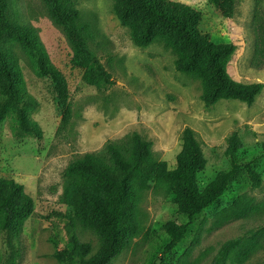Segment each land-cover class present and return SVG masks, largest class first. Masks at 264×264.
Returning <instances> with one entry per match:
<instances>
[{"label":"rangeland","instance_id":"rangeland-1","mask_svg":"<svg viewBox=\"0 0 264 264\" xmlns=\"http://www.w3.org/2000/svg\"><path fill=\"white\" fill-rule=\"evenodd\" d=\"M8 1L14 21L34 30L50 63L64 75L71 111L63 121L54 105L50 80L38 76L29 57L14 46L26 90L38 103L30 118L41 130L39 138L15 140L14 116H7L0 125V178L22 184L34 203L23 226L16 264H58L54 254L72 233L92 246L90 256L97 251L94 234L73 222L70 197L76 179L67 172L70 163L87 154L107 162L109 144L126 155L133 137L140 136L150 143L156 168L171 170L185 128L194 131L206 162L197 174L200 190L228 168L225 152L233 133L240 142L237 157L247 161L257 157L253 167L261 176V187L254 188L240 169L219 202L188 223L177 213L172 190L155 177L138 195V233L109 264H214L225 242L255 231L264 238V161L258 157L264 145V0H233L231 12L218 0H165L195 10L198 30L209 41L235 45L223 67L236 86L263 84L251 105L234 99L206 105L201 99L202 80L175 71L176 55L164 40L138 44L129 27L116 17L113 0H72L79 22L88 26V49L110 75L109 86L94 83L70 64L72 48L43 0ZM237 198L248 199L259 209L220 221ZM171 221L188 223V227L184 240L168 253V238L162 230ZM51 239L57 240V247ZM3 253L0 236V264ZM224 264H235L233 254ZM245 264H264V246Z\"/></svg>","mask_w":264,"mask_h":264},{"label":"trees","instance_id":"trees-1","mask_svg":"<svg viewBox=\"0 0 264 264\" xmlns=\"http://www.w3.org/2000/svg\"><path fill=\"white\" fill-rule=\"evenodd\" d=\"M51 20L60 27L72 48L70 64L83 70L94 83L112 85L110 75L87 47L88 26L79 22V13L72 0H43ZM231 12L233 0H218ZM116 17L132 32L141 46L155 40H164L176 55L175 71L202 80V101L212 105L220 100L234 99L251 105L260 94L263 84L249 87L232 84L223 67V60L232 55L235 45L213 43L199 30V14L193 9L169 5L165 0H113ZM19 46L29 57L38 76L48 78L54 105L63 121L70 116L69 92L64 75L49 61V57L34 30L18 24L10 14L8 0H0V125L9 115L14 116L13 138L41 137L39 126L30 118L38 108L37 101L27 92L21 69L13 52ZM182 148L176 165L171 170L157 169L150 152V143L134 136L127 154L114 145L106 148L108 161L91 154L69 164L67 172L76 179L70 197L74 210L73 222L91 231L98 249L90 256L92 246L81 242L72 233L62 249L55 252L58 264H109L138 233L136 205L138 195L155 177L166 183L174 193L177 213L190 223L205 209L217 204L229 187L230 179L243 169L254 188H260L262 179L253 167L257 157L247 161L237 157L240 142L233 133L226 149L228 168L219 171L202 190L197 174L204 169L205 159L195 133L185 128L181 133ZM264 161V145L258 156ZM34 203L22 184L0 178V236L4 253L1 264H16L20 257V239L25 222L33 213ZM251 201L237 198L223 212L220 221L245 216L257 211ZM71 221V223L74 225ZM188 223L168 222L162 232L168 238L165 251L172 252L187 233ZM195 243L198 242V236ZM51 242L58 246L57 240ZM264 246L260 231L245 237L231 239L218 250L214 264H224L233 254L235 264L246 261Z\"/></svg>","mask_w":264,"mask_h":264}]
</instances>
